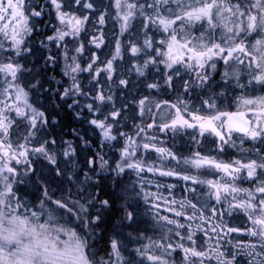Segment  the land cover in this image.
Instances as JSON below:
<instances>
[{
    "label": "snow or ice",
    "instance_id": "6c2138e0",
    "mask_svg": "<svg viewBox=\"0 0 264 264\" xmlns=\"http://www.w3.org/2000/svg\"><path fill=\"white\" fill-rule=\"evenodd\" d=\"M0 264H264V0H0Z\"/></svg>",
    "mask_w": 264,
    "mask_h": 264
},
{
    "label": "trees",
    "instance_id": "16d2710c",
    "mask_svg": "<svg viewBox=\"0 0 264 264\" xmlns=\"http://www.w3.org/2000/svg\"><path fill=\"white\" fill-rule=\"evenodd\" d=\"M51 34V33H49ZM57 75L59 76V69H57ZM21 188L29 195L31 196L33 194V190L30 187L27 186H21ZM242 223V221H240ZM234 223H236L237 226H239L238 221H235ZM242 234H233L234 237H238Z\"/></svg>",
    "mask_w": 264,
    "mask_h": 264
},
{
    "label": "rangeland",
    "instance_id": "374dc122",
    "mask_svg": "<svg viewBox=\"0 0 264 264\" xmlns=\"http://www.w3.org/2000/svg\"><path fill=\"white\" fill-rule=\"evenodd\" d=\"M231 110H235L234 108L233 109H231ZM238 221V224L240 225L241 224V222L239 221V220H237ZM236 224V223H235Z\"/></svg>",
    "mask_w": 264,
    "mask_h": 264
}]
</instances>
